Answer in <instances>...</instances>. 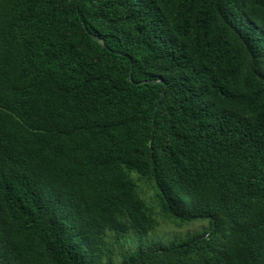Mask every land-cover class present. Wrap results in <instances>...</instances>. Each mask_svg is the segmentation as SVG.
I'll list each match as a JSON object with an SVG mask.
<instances>
[{
  "label": "trees",
  "instance_id": "1",
  "mask_svg": "<svg viewBox=\"0 0 264 264\" xmlns=\"http://www.w3.org/2000/svg\"><path fill=\"white\" fill-rule=\"evenodd\" d=\"M0 264H264V0H0Z\"/></svg>",
  "mask_w": 264,
  "mask_h": 264
},
{
  "label": "rangeland",
  "instance_id": "2",
  "mask_svg": "<svg viewBox=\"0 0 264 264\" xmlns=\"http://www.w3.org/2000/svg\"><path fill=\"white\" fill-rule=\"evenodd\" d=\"M200 227H201V224L200 223H194V224L189 225L188 227H186V229H189L190 231H196ZM172 230H173L172 227L163 225V226H161V227H159V228L156 229V233H157V235L162 236L163 240H167L168 238H171L173 236H179V235L182 237L186 233V231H184L182 233H180V232H178V233H172V232H174Z\"/></svg>",
  "mask_w": 264,
  "mask_h": 264
},
{
  "label": "water",
  "instance_id": "3",
  "mask_svg": "<svg viewBox=\"0 0 264 264\" xmlns=\"http://www.w3.org/2000/svg\"><path fill=\"white\" fill-rule=\"evenodd\" d=\"M93 38H96V37H93ZM100 42H101V44H102L103 46H105L102 40H101Z\"/></svg>",
  "mask_w": 264,
  "mask_h": 264
}]
</instances>
